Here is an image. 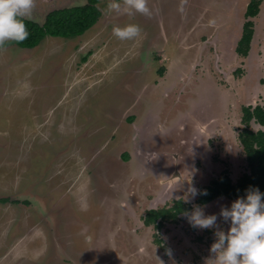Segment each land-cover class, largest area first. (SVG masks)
<instances>
[{
	"label": "rangeland",
	"instance_id": "obj_1",
	"mask_svg": "<svg viewBox=\"0 0 264 264\" xmlns=\"http://www.w3.org/2000/svg\"><path fill=\"white\" fill-rule=\"evenodd\" d=\"M49 1L52 12L87 2ZM109 2L74 42L0 46V198L10 199L0 203V264H204L214 232L229 227L219 218L228 199L202 207L218 215L215 228L185 215L168 223L164 248L142 218L174 201L194 205L189 188L246 171L238 130L241 108L264 104V3L242 61L250 0H147L151 15L129 14L123 0L108 12ZM127 24L140 35H113Z\"/></svg>",
	"mask_w": 264,
	"mask_h": 264
},
{
	"label": "trees",
	"instance_id": "obj_2",
	"mask_svg": "<svg viewBox=\"0 0 264 264\" xmlns=\"http://www.w3.org/2000/svg\"><path fill=\"white\" fill-rule=\"evenodd\" d=\"M101 0H87L83 5L57 10L51 13L43 25L34 24L25 19L29 36L20 43L15 41L6 42L4 45L15 44L22 49H35L47 37L62 38L76 41L84 36L102 17L98 7ZM264 0H250L245 13V21L240 39L236 45V53L241 60L249 58L254 39L257 35V18L260 16ZM90 55V52H88ZM156 60L159 59L155 56ZM88 60V56L83 58ZM165 69L161 68L158 73L164 76ZM234 73L239 79L245 75L242 68H237ZM264 86V78L261 80ZM241 127L238 130V141L242 145L246 167L242 176L234 182L230 172L225 171L212 180L211 184L201 188L198 192L196 204L187 203L184 200L174 201L171 207L150 209L142 218L146 226H154L157 230L155 241L163 247L160 232L168 223L179 224L183 221L184 212L191 211L195 205L206 206L218 199L234 201L238 196H243L249 188H259L264 192V104H247L241 108ZM135 119L132 116L131 120ZM206 193V194H205ZM9 198H0V203L9 201ZM207 233L211 231L207 230ZM203 241V237H198ZM164 248V247H163Z\"/></svg>",
	"mask_w": 264,
	"mask_h": 264
},
{
	"label": "clouds",
	"instance_id": "obj_3",
	"mask_svg": "<svg viewBox=\"0 0 264 264\" xmlns=\"http://www.w3.org/2000/svg\"><path fill=\"white\" fill-rule=\"evenodd\" d=\"M123 4L129 14L135 10L151 15L147 0H123ZM33 7L34 0H0V46L9 41L20 43L28 38L25 19L31 18ZM107 11L119 13L120 0H110ZM140 32L137 24L112 28L113 35L122 41L132 40ZM188 191L193 199L199 194L195 188H189ZM184 215L194 228L211 229L217 226L218 215H206L198 205L191 211L186 210ZM219 218L229 227L226 231L218 229L214 232L215 239L204 264H264V192L258 187L246 189L245 194L238 196L230 206L221 208Z\"/></svg>",
	"mask_w": 264,
	"mask_h": 264
},
{
	"label": "flooded vegetation",
	"instance_id": "obj_4",
	"mask_svg": "<svg viewBox=\"0 0 264 264\" xmlns=\"http://www.w3.org/2000/svg\"><path fill=\"white\" fill-rule=\"evenodd\" d=\"M67 1H69V0H67ZM70 1H78V0H70ZM60 2H62L61 0H60ZM52 1H49V0H47V1H45V2H38V0H34V7H33V9H32V13H31V18L30 19H27L28 21H31V22H33L34 24H38V25H43V24H41L40 22H41V20H43V22L42 23H44L45 21H46V19H47V17L51 14V13H53V12H55V11H53L52 12ZM33 12H37L38 13V15H40L38 18H37V16L35 15V14H33ZM45 13L46 15H43L42 13ZM135 121H136V118H135ZM137 134H135L134 135V138H133V140L132 141H136V138H137ZM141 140V139H140ZM135 145V144H134ZM140 152V151H139ZM137 152H135L134 153V156L133 157H135V156H137ZM140 155H141V152H140ZM148 156V154H146V153H144L143 154V156H142V159H143V163L144 164H146L147 165V161H146V157ZM141 160H140V162H139V167H140V170H143V168L141 167ZM142 163V164H143ZM138 167V168H139ZM22 202V201H21Z\"/></svg>",
	"mask_w": 264,
	"mask_h": 264
},
{
	"label": "crops",
	"instance_id": "obj_5",
	"mask_svg": "<svg viewBox=\"0 0 264 264\" xmlns=\"http://www.w3.org/2000/svg\"><path fill=\"white\" fill-rule=\"evenodd\" d=\"M255 42H257V41H255ZM255 42H254V43H255ZM253 51H254V50H253Z\"/></svg>",
	"mask_w": 264,
	"mask_h": 264
}]
</instances>
